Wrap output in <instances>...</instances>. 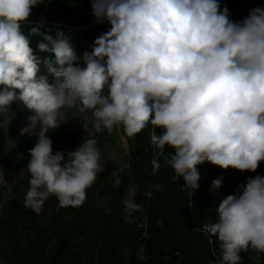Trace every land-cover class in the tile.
I'll list each match as a JSON object with an SVG mask.
<instances>
[{
	"label": "clouds",
	"instance_id": "clouds-1",
	"mask_svg": "<svg viewBox=\"0 0 264 264\" xmlns=\"http://www.w3.org/2000/svg\"><path fill=\"white\" fill-rule=\"evenodd\" d=\"M44 2L0 0V112L22 103L31 115L20 134L37 138L24 169L26 209L39 215L53 196L59 208H79L104 171L94 138L53 154L47 133L61 125L62 108L77 105L91 111L95 133L119 132L125 142L150 125L152 175L170 147L174 154L165 163L190 197L198 188L197 165L255 172L264 162V8L233 22L217 0H91L92 15L110 30L83 54V68L63 32L53 37L31 29L29 35L42 36L38 50L51 53L43 61L49 82L37 75L41 60L21 30ZM221 186L222 178L213 180L214 191ZM240 189L222 199L215 222L202 225L219 242L215 264H241L240 254L248 252L259 264L264 254V177ZM123 205L126 219L142 210L131 196Z\"/></svg>",
	"mask_w": 264,
	"mask_h": 264
},
{
	"label": "trees",
	"instance_id": "trees-1",
	"mask_svg": "<svg viewBox=\"0 0 264 264\" xmlns=\"http://www.w3.org/2000/svg\"><path fill=\"white\" fill-rule=\"evenodd\" d=\"M50 3L58 6L56 15L61 21L71 16L74 9L85 12L79 26L94 21L91 24L94 26H88L82 32V41H76L77 50H74L79 60L82 58L81 43L84 42L85 50L91 53L94 41L110 30L107 24L96 21L91 5L85 0H54ZM252 9L248 6L228 11V17L244 20ZM219 10L223 11L221 7ZM25 30L28 34V29ZM35 38L29 37V46L41 60L37 75H48L43 61L51 59V53L40 52L37 45L43 42L42 38L39 35ZM81 61L83 63V59ZM48 79L52 81L50 75ZM17 103L10 106L13 108ZM3 127L0 118V164L6 167ZM150 129L149 125L134 137L135 140L129 141L130 165L126 172L116 176V185L109 184L105 166L94 185L87 189L86 200L79 208H59L56 198L49 200L52 207L44 219L46 226L33 221L37 214L23 206L24 198L14 196L0 204V260L4 264H89L95 257L97 264H215L221 253L219 242L216 237L209 238L202 231V225L215 222V210L222 199L241 194L240 186L257 173L222 170L205 162L197 165L198 188L189 197L188 192L180 189L181 179L173 182L174 172L165 163V157L174 154L173 149H164V155L159 157L161 167L152 175L154 152ZM161 131L155 129L157 135ZM48 137L53 144L59 138L60 144L65 146L64 151L79 147L78 137L71 131H57ZM52 151L53 154L57 151L67 154L56 145H52ZM258 170L264 177V162ZM217 178H222V186L214 191L212 182ZM157 184L162 190L154 189ZM130 185L135 186L134 200L144 212L145 238L141 237L144 229L137 228V223L130 224L124 212L123 200ZM149 190L152 191L150 198L145 196ZM95 196L105 200L104 208L95 204ZM139 249H142L143 260L138 254ZM240 255L241 264H254L252 252ZM88 258V262L84 261ZM259 264H264V254H261Z\"/></svg>",
	"mask_w": 264,
	"mask_h": 264
},
{
	"label": "rangeland",
	"instance_id": "rangeland-1",
	"mask_svg": "<svg viewBox=\"0 0 264 264\" xmlns=\"http://www.w3.org/2000/svg\"><path fill=\"white\" fill-rule=\"evenodd\" d=\"M54 0H45L44 3L39 4L35 6L31 10L30 17L28 18V21L21 26V30L23 34L31 38L33 37V40H36V36L29 35L30 31L33 27H38L39 31L44 34L52 35L55 37L56 33L58 31L63 32L64 36L70 41L73 48L77 50V44L76 41L78 40L81 42V35L84 29H87L88 26L92 27L94 25H91L94 21L90 22L88 25L79 26L80 19L84 18L85 12L81 9H74L71 16L64 19V21H61L56 13L58 10V6L51 5L50 2ZM89 5H91V0H85ZM219 6L224 9H227L228 11H234L241 9L243 7L251 6L253 9L255 8H264V0H217ZM233 22H240L241 19L233 20L229 18ZM38 21V22H35ZM108 27L110 25L108 23ZM28 29L26 34V30ZM110 29V28H109ZM42 38V36H40ZM30 42V41H29ZM85 43H81L80 47L81 54L79 60L78 55V61L79 66L81 68L85 67V65L82 63L83 54L87 52L84 47ZM89 53V52H87ZM90 54V53H89ZM105 94L107 93V89L104 90ZM80 106L77 105L73 108H62L60 111L62 113V116L60 118L61 125L55 129L54 131H50L47 133L49 136L50 134H53L54 132L59 131H71L75 133L78 137V144L79 146L85 141L87 138H94L97 140V147L101 152V155L103 157V160L101 161L103 169L105 166H107V173L109 174V184L116 185L117 184V175L119 173L126 172L130 165V153L128 151L129 147V141L133 140L134 138H130L127 140V142L121 140L120 133L119 132H113L111 135L107 133L105 130L101 133H95L91 120V111L81 112L79 110ZM31 115V112L27 110L22 103L18 102L15 107H11L9 105V110L7 112H0V118L3 120L4 127H3V133H4V159L6 163V167H3L2 164H0V177H3V182L0 183V204L3 205L6 201H9L11 197L18 196L19 198H24L28 188V183L30 180V174L27 173L26 170H24L27 166L29 157V150L32 149L35 146L36 143V137L35 136H28L27 134L21 135L20 131L22 128L27 126L28 117ZM7 121V123H6ZM84 123L87 124L86 129L84 128ZM135 140V139H134ZM60 143L61 140L57 138V142L55 144L52 143V145H56V147L63 151L69 153V151H64L65 146H62ZM70 152L74 151L72 147L70 148ZM165 149H171L168 146H165ZM154 156V155H153ZM152 156V158H153ZM152 160V159H151ZM260 164L258 168L256 169L257 175H261L262 173L260 170ZM98 173L97 177L99 178ZM262 177V176H261ZM180 189L184 193L187 191L183 188L184 181L182 178H180ZM96 181V180H95ZM95 183V182H94ZM93 183V185H94ZM185 190V191H184ZM135 195V186L130 185L128 192L126 194V198H129L130 196L134 198ZM190 197V195L188 194ZM55 198L50 197L44 204L43 210L39 215H35L33 217V221L39 223L42 226L45 225V218L48 212L51 210V205L49 200ZM95 204L98 205L101 208H104L106 205V202L104 199L99 198L95 196ZM32 220V219H31ZM144 212L143 210L138 211L132 215V217L129 219V223H137V228L142 227L144 230L141 237H146L145 232V226L144 224ZM2 223H0L1 225ZM143 225V226H141ZM50 246H52V243L50 242ZM138 254L140 255L141 259L143 260L142 256V249H139ZM92 262L89 264H97L95 257L91 258ZM90 258L84 260L89 261ZM0 264H4L2 260H0Z\"/></svg>",
	"mask_w": 264,
	"mask_h": 264
}]
</instances>
